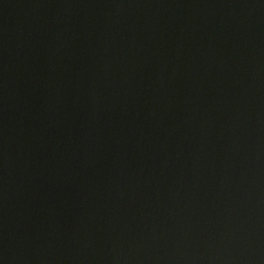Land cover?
<instances>
[{
    "label": "water",
    "instance_id": "95a60500",
    "mask_svg": "<svg viewBox=\"0 0 264 264\" xmlns=\"http://www.w3.org/2000/svg\"><path fill=\"white\" fill-rule=\"evenodd\" d=\"M0 264H264V0H0Z\"/></svg>",
    "mask_w": 264,
    "mask_h": 264
}]
</instances>
